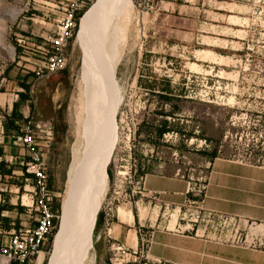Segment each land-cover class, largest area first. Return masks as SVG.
<instances>
[{"label": "rangeland", "instance_id": "obj_1", "mask_svg": "<svg viewBox=\"0 0 264 264\" xmlns=\"http://www.w3.org/2000/svg\"><path fill=\"white\" fill-rule=\"evenodd\" d=\"M94 1L67 46V66L50 75L63 77L67 89L60 115L66 120L60 135L66 144L56 151L51 147L47 157L59 220L75 140L82 36L96 9ZM133 6L121 45H111L108 71L117 138L99 219L105 216L109 231L117 210L130 209L144 223V240L153 229L149 221L156 219L179 233L196 235L198 227V236L206 242L236 251L237 264H264V221L205 207L216 162L264 170V0H133ZM63 11L40 0H0V169L13 172H0V203L7 206L1 213L7 220L0 218V264H11L2 251L9 241L7 231L34 217L29 213L31 187L21 165L26 152L12 136L28 116L52 114L50 93L38 94L34 87L25 99L17 98L23 118L15 120L18 128L8 129L12 94L26 91L22 84L27 79L35 85L34 70L49 50ZM196 51H204L203 59ZM167 96L174 98L172 103ZM162 121L167 125L161 137L146 132L149 124L159 126ZM161 173L173 176L170 184L181 181L186 186L182 199L149 190L148 176ZM188 187L194 191L187 194ZM199 189L203 192L196 198L193 193ZM209 210L227 218L210 216ZM96 232L95 227L94 244ZM54 235L42 248L41 264L52 253Z\"/></svg>", "mask_w": 264, "mask_h": 264}, {"label": "bare ground", "instance_id": "obj_2", "mask_svg": "<svg viewBox=\"0 0 264 264\" xmlns=\"http://www.w3.org/2000/svg\"><path fill=\"white\" fill-rule=\"evenodd\" d=\"M96 2L83 30L72 162L48 264H89L93 260V231L106 194L107 169L117 138L113 80L108 71L111 45L113 41L121 45L134 6L133 0ZM196 52L203 57L204 51Z\"/></svg>", "mask_w": 264, "mask_h": 264}, {"label": "crops", "instance_id": "obj_3", "mask_svg": "<svg viewBox=\"0 0 264 264\" xmlns=\"http://www.w3.org/2000/svg\"><path fill=\"white\" fill-rule=\"evenodd\" d=\"M44 77L31 85L38 94L50 93L52 114L42 111V119L53 121L55 138L52 141V150H57L66 144L62 135L61 122H66L62 115V105L67 96L66 80L60 75ZM52 78V79H51ZM21 90L15 91V102L20 98ZM27 101V100H26ZM173 176L149 175V190L153 193H166L172 199H182L186 186L178 183H169ZM180 182V183H179ZM205 207L217 211H226L243 215L249 219L264 221V170L254 167L219 161L214 164L210 175ZM100 211V209H99ZM99 213V212H98ZM98 214L95 221V227ZM106 218L99 219L97 234L95 235L94 252L90 264H237L240 259L234 250H228L212 242H206L198 235L179 233L174 229L165 228L164 220L149 221L152 226L148 256L140 257V248L144 238L141 234V219L136 220L130 209H118L116 219H113L107 230ZM139 224V227L137 226ZM122 245L127 250L124 254L117 247ZM39 257V256H38ZM139 258L140 261L135 262ZM37 258L36 264H41ZM232 261V263H230Z\"/></svg>", "mask_w": 264, "mask_h": 264}, {"label": "built area", "instance_id": "obj_4", "mask_svg": "<svg viewBox=\"0 0 264 264\" xmlns=\"http://www.w3.org/2000/svg\"><path fill=\"white\" fill-rule=\"evenodd\" d=\"M51 7L62 8L64 13L57 18L56 34L50 39L49 50L43 53V59L37 64L34 70L35 79H41L59 72L68 63L66 49L76 33L77 15L84 10L92 0H40ZM54 139V124L50 119H38L34 115L28 116L27 121L19 131L12 136L13 143L25 149V155L21 161L23 166V176L30 185L31 203L29 213L34 212L33 220L29 223L21 222L20 225L13 226L8 233L9 241L2 246L3 253L9 262L18 261L25 264H33L37 260L45 242L50 238L54 230V220L56 212L54 203L55 193L49 184V172L47 157L52 147ZM194 191L187 188V194ZM203 192L193 193L194 196H201ZM194 204L198 203L193 199ZM200 212L201 206H196ZM201 207V208H200ZM210 216L218 219L227 217L214 210L206 211ZM199 217V215H198ZM198 218L195 223H198ZM180 229V225L177 224ZM198 235V227L196 229ZM150 238L143 240L140 248V257L148 256ZM124 254L127 250L124 246L117 247ZM140 261L139 258L135 262ZM133 264H136L133 262Z\"/></svg>", "mask_w": 264, "mask_h": 264}, {"label": "trees", "instance_id": "obj_5", "mask_svg": "<svg viewBox=\"0 0 264 264\" xmlns=\"http://www.w3.org/2000/svg\"><path fill=\"white\" fill-rule=\"evenodd\" d=\"M93 1H94V0H92V1L89 3V5L77 15V26H76V29H77V28L79 27V25H80V18H81V16H82L83 13L85 12V10H86L87 8L90 7V5L92 4ZM93 4H95V1L93 2ZM93 9H94V8H92V11H93ZM22 86L26 88V91H25V92H21V93H20V97H21L22 99H25L26 97H28V93H29V90H28V89H29V85H28L27 83H23ZM166 98H168L169 101H170L171 103H172L173 100H174V98H171V97H168V96H167ZM17 105H18V103L15 102V103H14L13 112H12V114H11L10 117H9L10 119L8 118L9 121L6 122V127H7L8 129H16V128H18V125H16L15 120H16V119H21V118H23V117H22L21 115H19L18 112H17ZM166 125H167V121H162L161 124H160L159 126H155V125H150V124H149V125L147 126L146 132H147L148 134L153 133V134H156V135H158V136L161 137V136L165 133V131H166ZM0 166H1V164H0ZM0 172L3 173V174H6V173H8V174H12V173H13V172L10 171V170H7V171L5 170V171L3 172V170H1V169H0ZM6 207H7L6 205H2V204L0 203V218H1L2 220H7L6 218H2V217H1V213H2V211H3L4 209H6ZM59 222H60L59 218L56 217L55 220H54V225H55V227H54V230H53L52 235L50 236V239H52L54 233L58 231L57 228H59V226H58V225H59ZM98 224H99V217H98V219H97L96 228H98ZM5 228L9 229V228H10V225H5ZM94 229H95V228H94ZM56 230H57V231H56ZM93 234H94V231H93ZM54 236H55V235H54ZM49 257H50V254H49V256H48V260H47V262H45V264H48ZM11 264H25V263H20V262H18V261H12Z\"/></svg>", "mask_w": 264, "mask_h": 264}]
</instances>
